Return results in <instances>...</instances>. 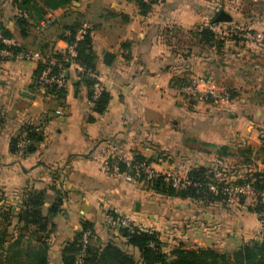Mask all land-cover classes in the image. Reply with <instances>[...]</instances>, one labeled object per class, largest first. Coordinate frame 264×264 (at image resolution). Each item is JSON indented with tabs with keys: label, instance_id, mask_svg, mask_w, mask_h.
Here are the masks:
<instances>
[{
	"label": "crops",
	"instance_id": "obj_1",
	"mask_svg": "<svg viewBox=\"0 0 264 264\" xmlns=\"http://www.w3.org/2000/svg\"><path fill=\"white\" fill-rule=\"evenodd\" d=\"M239 2L155 0L142 13L137 0H0V25L26 52L62 53L66 27L77 28V35L89 31L99 80L111 95L106 111L97 114L75 66L67 70L64 93H43L37 65L0 60V206L17 210L25 193L41 191L46 215L61 195L62 211L52 220L50 264H63L62 250L85 222L93 224L100 243L116 240L119 232L103 222L108 211L157 232L167 252L190 243L237 250L258 232L248 214L227 219L225 210L221 216L203 213L197 210L202 201L159 194L147 182L128 180V172L110 173L120 157H141L160 174L183 177L204 166L203 143L220 142L213 118H207L215 110L187 104L181 82L209 70L197 35L216 13L259 26L236 10ZM47 14L57 20L42 27ZM191 31L196 43L189 42ZM105 53L114 55L109 65ZM61 108L63 114H57ZM27 127L39 128L41 138L20 147ZM15 138L19 148L12 152ZM29 143L34 152H26Z\"/></svg>",
	"mask_w": 264,
	"mask_h": 264
},
{
	"label": "trees",
	"instance_id": "obj_2",
	"mask_svg": "<svg viewBox=\"0 0 264 264\" xmlns=\"http://www.w3.org/2000/svg\"><path fill=\"white\" fill-rule=\"evenodd\" d=\"M13 1L19 4H28L31 0ZM137 2L142 13L149 11L150 4L144 3L143 0H137ZM218 15L219 13H216L212 17L210 24L232 22V20L217 22ZM22 21V19L18 20L19 25L23 23ZM77 30V28L66 27L65 31H68L70 35L67 37L63 33L61 38L68 44L73 43L76 41ZM0 31L3 35L12 38L11 33L1 25ZM197 36L203 45L223 47V43L218 41V37L208 27H204ZM76 43L74 61L85 68V72L79 77L90 88L89 98L92 100L97 80L91 76V73L97 75L98 73L90 32L87 31L83 38ZM55 57L61 59L62 54H55ZM64 67L69 69L70 64H65ZM41 69L42 66H38V72H41ZM184 83L185 80L181 82L182 86ZM64 91L56 94H62ZM110 99L111 95L102 88L100 95L92 101L94 111L97 114H103ZM25 132H27V140L30 142L39 141L41 138L33 127H27ZM18 143V138L12 140V152L18 151ZM34 150V145L29 143L26 152L30 153ZM260 153L264 154V145L261 147ZM135 160L147 162L141 157H136ZM120 167L122 173L130 172L126 169L125 164H121ZM209 172L208 168L204 166L193 168L187 174L192 185L186 189L173 188L170 183L164 181L163 175L149 184L153 191L173 198L202 202L207 200L224 202L225 197L222 193L216 195L208 190L209 178L213 176L208 175ZM260 176L261 173L256 174V177ZM195 184L198 186L195 187ZM256 185L255 188L259 192L264 190L262 185L258 183ZM45 200L44 192L30 191L24 194L17 210L0 206V264H50L51 245L49 240L55 229L52 220L62 211V197L60 195L50 205L46 215L43 213ZM260 200L261 205L258 213L263 214L264 204H262L261 197ZM87 231L92 232L96 239H90L81 264H264V233L261 234V238L244 243L232 253H222L213 247L191 249L182 245L167 252L159 234L155 231L144 233L120 229L119 237L116 240L102 244L97 239L93 224L88 222L82 224V230L76 233L74 240L68 242L62 250L63 264H77L82 251L83 234Z\"/></svg>",
	"mask_w": 264,
	"mask_h": 264
},
{
	"label": "rangeland",
	"instance_id": "obj_3",
	"mask_svg": "<svg viewBox=\"0 0 264 264\" xmlns=\"http://www.w3.org/2000/svg\"><path fill=\"white\" fill-rule=\"evenodd\" d=\"M242 1L237 4L239 8L236 10L242 12L243 16L252 18L259 26L257 28L245 26L242 17H237L232 23L255 33H261L263 40L247 42L237 37L223 40L218 38V41L223 43L222 48L214 46L216 48L211 49V46L203 45L209 70L192 78L187 77L183 85L188 81L201 80L205 89L219 87L231 95L229 101L219 103L204 99H184L187 104L201 103L215 110L207 115V118H213L214 129H217L220 142L214 145L205 142L201 148L204 153H208L204 167L210 171L208 175H213L209 178L210 183L213 182L222 188L226 184L249 182L254 193L237 198L231 205L222 201H203V204L197 206V210L210 215L216 213L219 216L225 210L227 219L231 216L241 217L248 214L252 217V225L258 229L257 233H250V238L247 239L249 242L261 238V234L264 233V213H258L261 205L260 197L264 204V190L259 192L255 188L257 183L264 187V154L260 153L264 145V0ZM195 33L194 31L188 33L189 42H197ZM211 76L215 77L214 82L209 81ZM259 173L261 176L256 177ZM211 220L212 218L208 219L209 225L212 224ZM208 245L211 244L203 243L199 246L190 243L186 248H208L210 247ZM216 249L222 253H232L236 250L232 246Z\"/></svg>",
	"mask_w": 264,
	"mask_h": 264
},
{
	"label": "built area",
	"instance_id": "obj_4",
	"mask_svg": "<svg viewBox=\"0 0 264 264\" xmlns=\"http://www.w3.org/2000/svg\"><path fill=\"white\" fill-rule=\"evenodd\" d=\"M146 4H151L154 0H143ZM56 17L53 14H47L41 21L42 27H49L56 22ZM209 30L216 35L219 39H231L234 37L242 38L247 42H261L263 40V35L261 33H255L252 30H247L240 25L233 23L225 24H210L208 26ZM86 29L81 31L80 34L76 35L75 42L67 43V48L62 52L61 59L55 57V55H47L42 52L30 53L26 52L21 48V45L15 41L13 38L3 35L0 31V60H20L37 66H42L38 86L43 91L47 92H60L67 88L69 83L66 73L68 68H65V64H70L76 67V74L79 76L85 72V68L79 66L75 63L74 59L76 57V46L77 41L81 40L86 34ZM68 31L65 32V36H69ZM91 76L97 80L94 86V96L92 101H94L102 91V85L99 77L95 73H91ZM180 93L183 98H195L204 99L219 103L221 101H229L230 94L222 88L217 87H206L202 84L201 80L198 81H188L187 84L183 85L180 89ZM64 110L61 108L57 111V114H63ZM39 129V128H38ZM36 129L35 131H39ZM27 142V132H24L21 136L20 147H23ZM121 164H125L126 169H128L129 174L127 175L128 180L139 179L144 182L150 183L157 179L160 175L164 176V181L170 183L175 189H186L192 185V182L186 177L180 176L175 173L160 174L156 172L147 162L127 160L125 158H117L111 165L110 173L113 175L121 174ZM195 187L198 185L195 184ZM208 190L213 194L222 193L224 198V203L231 205L236 202L237 198L244 197L245 195L253 194L254 189L252 184L245 182L242 184H226L224 187L219 188L215 183L211 182L208 184ZM104 225L113 232H119L120 229H128L129 231H138L144 233H151L152 230L145 228L143 226L137 225L132 222L128 217L113 213L108 211L103 217ZM95 236L92 232L87 231L83 234L82 238V251L77 260V264L82 263L87 245L91 238Z\"/></svg>",
	"mask_w": 264,
	"mask_h": 264
},
{
	"label": "water",
	"instance_id": "obj_5",
	"mask_svg": "<svg viewBox=\"0 0 264 264\" xmlns=\"http://www.w3.org/2000/svg\"><path fill=\"white\" fill-rule=\"evenodd\" d=\"M232 17L225 13L224 11L220 12L217 18V22H222V21H231ZM114 55L111 53H105V64L109 65L111 60L113 59ZM67 76V75H66Z\"/></svg>",
	"mask_w": 264,
	"mask_h": 264
}]
</instances>
